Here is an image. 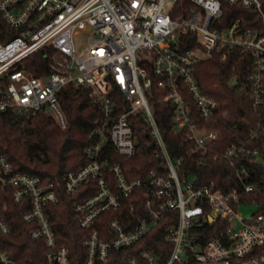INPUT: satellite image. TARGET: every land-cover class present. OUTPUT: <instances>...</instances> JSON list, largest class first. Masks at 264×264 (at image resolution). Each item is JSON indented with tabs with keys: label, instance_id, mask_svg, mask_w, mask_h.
Returning <instances> with one entry per match:
<instances>
[{
	"label": "built area",
	"instance_id": "2783aa9c",
	"mask_svg": "<svg viewBox=\"0 0 264 264\" xmlns=\"http://www.w3.org/2000/svg\"><path fill=\"white\" fill-rule=\"evenodd\" d=\"M225 2L256 11L259 27L246 29L240 20L223 25ZM0 14L19 33L0 43V79L8 81L0 88V111L46 112L66 129L59 93L72 85L89 89L102 113L88 136V162L67 173L62 182L15 173L0 152V191L11 189L17 204L29 200L30 210L22 219L34 224L30 238L46 247L44 264H72L69 249L57 244L46 208L59 203L60 187L75 196L89 181L94 182L95 194L74 208L78 227L87 232L82 241L86 264H109L114 253L128 248L135 252L158 227L164 232L159 253L158 243L151 239L145 250L125 253L123 262L113 264H264V213L247 200L255 185L223 193L213 186L199 187L195 179L181 180L182 162L169 155L149 97L155 83L166 91L159 102L173 107L174 132L218 159L221 133L195 120L185 91L196 105L198 119H212L221 104L203 93L196 67L216 57L226 62L240 50L253 59L249 85L241 91L249 94L255 108L263 103L264 0H0ZM46 49L53 51L49 75L35 77L18 69ZM121 104L126 110L118 109ZM133 118L145 123L143 132L156 143L164 163L163 170L130 180L104 153L112 145L123 158L135 156L139 140ZM240 153L243 149L232 146L223 156L232 159ZM130 198V210L141 203L142 216L128 225L116 219L104 231L94 229L102 214L120 211ZM242 206L256 210L244 216ZM4 211L0 208V233L11 235ZM219 231L223 239L208 235ZM0 264L22 263L0 247Z\"/></svg>",
	"mask_w": 264,
	"mask_h": 264
},
{
	"label": "trees",
	"instance_id": "16d2710c",
	"mask_svg": "<svg viewBox=\"0 0 264 264\" xmlns=\"http://www.w3.org/2000/svg\"><path fill=\"white\" fill-rule=\"evenodd\" d=\"M223 9V25L240 20L246 29L259 27L260 19L256 11L231 6L226 2ZM18 36L19 33L12 30L0 14V43H7ZM52 54L51 49L39 51L24 60L18 69L35 77L49 75ZM252 68V56L245 57L240 50H236L226 62L216 57L197 65L196 76L203 93L221 104L218 113L208 121L198 119L196 105L185 91L195 120L221 133L216 149L220 155L218 159H214L212 153L204 154L193 143L186 141L183 134L174 132L173 107L159 102L167 94L166 91L160 90L155 83L149 97L169 155L174 161L182 162L178 168L180 179H195L197 186H213L223 193L243 184L255 185L256 190L247 197L248 204L257 206L258 211L264 213V100L255 108L249 94L241 91L243 85H249L248 76ZM7 83L6 78L0 79V88H4ZM59 101L68 119L66 129H62L46 112L32 114L0 111V152L7 156L15 173L37 176L44 181L57 179L62 182L67 173L78 171L88 162L85 152L91 143L88 136L95 120L102 115L101 110L92 102L90 90L84 87L66 86L59 93ZM118 109L124 111L126 107L121 104ZM224 114L227 116L224 117ZM244 120L250 124H245ZM132 122L139 140L135 156L123 158L112 145L106 146L104 153V157H110L113 164H120L124 168L130 180L145 177L151 171L163 170L164 163L163 158L158 156L156 143L143 132L145 123L140 118H133ZM253 134L256 136L252 137ZM232 146L243 149V153L232 159L225 158L224 152ZM95 192L92 181L82 185L75 196L68 195L60 187L59 203L46 208L57 244L69 249L72 264H86L82 241L87 232L78 227L74 208ZM133 202L130 198L120 211L102 214L95 222L94 229L104 231L116 219L125 225L137 220L142 216L141 203L132 211L130 204ZM0 208H5L4 215L13 229L11 235L0 233V247L22 264H44L43 252L46 247L43 241L30 238L34 224H26L22 219L30 210L29 200L17 204L12 198L11 189L0 191ZM163 234V227H158L136 245L135 252L128 248L114 253L109 264L117 260L123 262L122 255L125 253L137 255L146 249L145 245L151 239L158 243L155 249L159 253ZM208 235L219 239L224 237L223 231L210 232Z\"/></svg>",
	"mask_w": 264,
	"mask_h": 264
},
{
	"label": "rangeland",
	"instance_id": "374dc122",
	"mask_svg": "<svg viewBox=\"0 0 264 264\" xmlns=\"http://www.w3.org/2000/svg\"><path fill=\"white\" fill-rule=\"evenodd\" d=\"M256 209L254 207H246V206H242L241 207V213L244 215V216H247L249 215L251 212H254Z\"/></svg>",
	"mask_w": 264,
	"mask_h": 264
}]
</instances>
